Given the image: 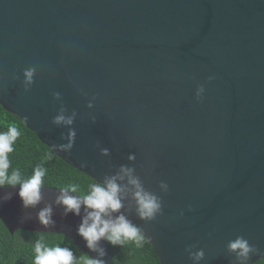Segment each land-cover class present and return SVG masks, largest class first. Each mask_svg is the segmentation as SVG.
Instances as JSON below:
<instances>
[{
    "label": "water",
    "instance_id": "95a60500",
    "mask_svg": "<svg viewBox=\"0 0 264 264\" xmlns=\"http://www.w3.org/2000/svg\"><path fill=\"white\" fill-rule=\"evenodd\" d=\"M0 105L94 180L135 168L162 199L152 221L128 214L158 264H193L191 245L204 251L199 264H236L227 244L238 236L257 249L248 264L264 259V0H0ZM61 105L76 112L70 151L58 147L68 127L51 123ZM19 187H0L10 233L63 234L96 257L77 235L81 217L53 203L55 187L34 208ZM45 203L54 227L37 219Z\"/></svg>",
    "mask_w": 264,
    "mask_h": 264
},
{
    "label": "clouds",
    "instance_id": "9594fccd",
    "mask_svg": "<svg viewBox=\"0 0 264 264\" xmlns=\"http://www.w3.org/2000/svg\"><path fill=\"white\" fill-rule=\"evenodd\" d=\"M35 77V67H29L23 71L25 92L29 91L35 82ZM13 78L19 79L16 76ZM208 79L211 81L214 77L210 76ZM203 92V85H199L196 97L199 99ZM52 95L56 100L61 98L59 92H53ZM87 106L91 108L92 103L89 102ZM66 112L67 109L61 105L51 123L57 127H68L67 136L61 135V139L66 140L67 143L58 147L70 151L76 138V131L71 127L75 121L76 112L73 111L70 115ZM93 122H95L94 119ZM20 135L21 132L16 126H9L6 130L0 131V187L19 185L18 195L23 206L34 208L43 201L41 190L44 188L48 170L42 164H37L28 178H24L19 169L9 172L11 168L9 154L14 151V145ZM100 154L110 155L108 149H101ZM135 158V154L128 155L129 161H134ZM159 188L165 193L169 190L167 183L163 181L160 182ZM56 189L58 195L53 203L63 207L65 216L71 213L81 217V222L77 226V235L85 241V246L91 252L96 253V257H90L88 254L77 257L71 248L50 246L45 243L44 237H40L34 244L33 264H106L103 259L106 252L100 244L101 240L112 246H123L128 242H135L139 246L144 240L140 227L128 218L133 207L136 216L145 221H152L157 215L162 214L161 197L146 189L141 178L135 174V168L127 165H121L114 174L105 175L102 180H94L89 184L87 191H81L80 186L75 183L58 185ZM8 198L10 195L3 199ZM53 203H45L37 213V219L44 227L55 226V221L52 219ZM182 215L183 212H181ZM195 247L191 245L185 251L193 264H199L204 259V251L203 249L193 251ZM227 251L235 256L236 264H248L250 255L256 253L257 249L247 239L238 236L228 242Z\"/></svg>",
    "mask_w": 264,
    "mask_h": 264
},
{
    "label": "trees",
    "instance_id": "16d2710c",
    "mask_svg": "<svg viewBox=\"0 0 264 264\" xmlns=\"http://www.w3.org/2000/svg\"><path fill=\"white\" fill-rule=\"evenodd\" d=\"M9 126H16L21 132L14 145V151L9 154V172L19 169L22 176L28 178L32 175L33 168L42 164L48 170L45 187L56 188L58 185L75 183L80 186L81 191H87L94 179L58 157L17 115L0 105V131ZM40 237H44L45 243L50 246L71 248L77 257L86 254L63 234L22 229L10 233L0 220V264H33L34 244ZM107 244L114 264L159 263L153 247L145 238L139 246L135 242H128L123 246H112L108 242ZM254 264H264V259H258Z\"/></svg>",
    "mask_w": 264,
    "mask_h": 264
}]
</instances>
